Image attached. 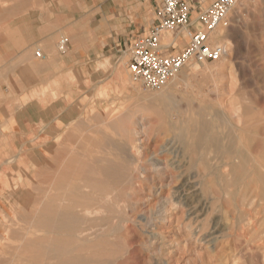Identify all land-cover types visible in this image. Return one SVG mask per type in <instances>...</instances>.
Here are the masks:
<instances>
[{"label": "rangeland", "instance_id": "rangeland-1", "mask_svg": "<svg viewBox=\"0 0 264 264\" xmlns=\"http://www.w3.org/2000/svg\"><path fill=\"white\" fill-rule=\"evenodd\" d=\"M28 17L34 38L19 49L16 41L28 31L20 20ZM158 19V0H0V264H264V200L253 206L255 225L245 223L233 206L243 182L231 185L222 176L211 139L209 148L194 149L187 123L192 112L203 106L209 113L220 100L227 110L264 104V0H239L221 23L214 35L228 45L221 62H192L180 71L183 81L148 91L129 70L130 48ZM63 36L66 54L58 47ZM187 42L181 36L171 51ZM218 65L224 74L214 71ZM162 90L171 100L148 111ZM227 113L214 128L224 144L229 134L240 141L242 126ZM112 116L122 117L121 132L106 121ZM253 121L263 124L264 113ZM105 136L113 147L100 142Z\"/></svg>", "mask_w": 264, "mask_h": 264}, {"label": "bare ground", "instance_id": "bare-ground-1", "mask_svg": "<svg viewBox=\"0 0 264 264\" xmlns=\"http://www.w3.org/2000/svg\"><path fill=\"white\" fill-rule=\"evenodd\" d=\"M239 2V1H238ZM195 15H193V19H195ZM219 29V28H218ZM218 29L216 30V31H218ZM213 32V34H212V36H213V39H214V35H216V33L217 32ZM222 33V32H221ZM171 36H172V34H171V32H167L166 34H164V36H163V41H162V45L163 46H167V44H168V42L170 41L169 39L171 38ZM186 37V36H185ZM178 40V42H179V40H180V37H179V35H178V38H177ZM75 43H76V45H77V49H82L83 48V45H82V37L79 35V36H76L75 37ZM184 41V40H183ZM165 42H167V43H165ZM225 46H226V49H227V51H228V45H227V43H225ZM231 46V45H230ZM230 46H229V49H230ZM223 60V59H222ZM221 60V61H222ZM220 60H219V62H221ZM199 63L200 62H198V63H196V65H193L194 66V68H196L197 66H199ZM201 63H205V62H201ZM216 63V62H215ZM125 65V64H124ZM188 66H191L190 64L188 65ZM198 68V67H197ZM124 70H125V67H120V69H119V72H118V74H119V77H120V80L122 81V80H124V76H123V72H124ZM214 71L216 72V73H218V74H224V72H225V68H224V66L223 65H218L215 69H214ZM213 71V72H214ZM183 72V71H182ZM181 72V73H182ZM181 73L179 72L175 77H174V79H173V82L174 81H176V80H182V77H180L181 76ZM117 74V75H118ZM183 81V80H182ZM185 89V88H184ZM233 89V88H232ZM231 89V90H232ZM166 91H168V90H166ZM245 91V90H244ZM239 92V91H238ZM241 92H242V90H241ZM240 92V93H241ZM173 93H175V92H173ZM231 93V92H230ZM239 93V94H240ZM156 96H158V97H156V98H158L157 100H155V101H153V103H150V104H147V107L149 106V107H154L156 104H155V102L156 101H159L160 103L162 102H166L167 100H171V97L169 96V95H167L166 93H164V90H162L161 91V93H159V95H156ZM236 96V95H235ZM148 98V97H147ZM153 98H155V97H153ZM227 98V97H226ZM235 98V97H234ZM255 99V98H254ZM258 101V100H257ZM158 102V103H159ZM169 102V101H168ZM195 103V102H194ZM219 106H217V108L215 107V108H212L210 111H209V113H210V115H211V117L210 118H208L207 117V115H209V113H207L208 112V110H207V108H203V106H202V108H199L198 110H196L195 112H192L191 114H190V116H189V121L187 122V123H189L190 124V126H189V131L190 130H192V134H193V140H194V145H195V147H194V145H192L191 143V145H192V147H194V149L195 148H197V147H204L205 145H206V143H207V139H211L212 141H211V143H208V144H210V146L212 147H214L215 149H214V151H216L217 152V154H218V156H219V158H221V159H223V165L221 166V164H220V166L222 167V169L220 168V172H221V174H223V173H225L228 177V179H229V181H230V183H231V185L233 184V185H235L234 184V182H237V181H242L243 182V186H242V188L243 189H241V191H239L240 190V186L241 185H239V190H238V188H237V195H236V197H235V201L233 202L234 203V205L233 206H235L238 210H239V213L241 214V218L242 217H244V219H245V223H247L248 225H255L254 224V221L256 220V219H254L253 220V218H254V216H253V206H255L256 204H255V202L257 203L258 201H262V200H264V137H257V134L259 135V134H262L263 136H264V123L263 124H261V123H256L255 121H253L255 118H257V116H259V114H262V113H264V104H261L260 103V101H258V102H256V105H255V107H252V108H245L244 109V107L242 108L241 106H233L232 108H228V110L226 109L227 108V106H225L224 105V102H223V100H220L219 102ZM236 104V103H235ZM173 105V104H172ZM171 105V106H172ZM234 105V104H233ZM139 106H141V105H139ZM145 106V105H144ZM157 106V105H156ZM170 106V107H171ZM148 107V108H149ZM159 107H162V105L161 106H159ZM137 108V107H136ZM257 109V112H253V110L254 109ZM143 109H144V107H143ZM146 109V108H145ZM164 110V109H163ZM148 111H151L150 110V108L148 109ZM186 111V110H185ZM191 111V110H190ZM256 111V110H255ZM133 112V111H132ZM135 112V111H134ZM147 112V111H146ZM160 112H161V110H160ZM183 112V111H182ZM227 112H229L230 113V116H232V117H235L236 119H237V122L239 123V122H242V126L239 128L241 131H240V138H238L237 137V139H240V141H235V137L233 136V134H229V136H228V141H227V144H224V142H225V140H224V142H223V140H222V142L223 143H221L220 142V137L218 136V134L214 131V128H215V125H219V123H221V122H224V117H223V113H227ZM131 113V112H130ZM101 114V113H100ZM162 114H163V112H162ZM161 113L159 114L160 116L162 115ZM182 114V113H181ZM180 114V115H181ZM228 114V113H227ZM229 115V114H228ZM100 116V115H99ZM163 116V115H162ZM226 116V115H225ZM93 117H94V115H93ZM140 118V117H139ZM150 118V117H149ZM157 118V117H156ZM185 118V117H184ZM227 118V117H226ZM259 118V117H258ZM147 119V118H146ZM159 118H157V120H158ZM93 120V119H92ZM109 120V122H110V124L111 125H113V127L114 126H116L117 127V129H118V131H122V127H121V123H122V121H123V119H122V117H118V116H112V117H110V118H107L106 119V121H108ZM145 120V119H144ZM166 120V119H165ZM188 120V119H187ZM259 120V119H258ZM84 121V120H83ZM105 121V120H104ZM147 121V120H146ZM167 121V120H166ZM161 122V121H160ZM163 122V121H162ZM71 123V122H70ZM92 123V122H91ZM153 123V122H152ZM75 124V123H74ZM73 124V125H74ZM180 124H181V122H180ZM83 125V124H82ZM86 125V124H85ZM92 125V124H91ZM105 125V124H104ZM96 126V125H95ZM183 126V125H182ZM63 127H65V126H63ZM76 127V126H75ZM81 127V126H80ZM103 127V126H102ZM101 127V128H102ZM184 127V126H183ZM72 128V127H71ZM191 128V129H190ZM234 128V127H233ZM64 129V128H63ZM183 129V128H182ZM181 129V130H182ZM218 129V128H217ZM252 129V131H254L253 133H256V134H254V135H249V133H248V131L249 130H251ZM109 130V129H108ZM54 131V130H53ZM123 131H126V129H123ZM225 131V130H224ZM62 132H63V130H62ZM67 132V131H66ZM82 132V131H81ZM81 132H80V134H81ZM181 132H184V131H181ZM234 132H235V130H234ZM41 133V132H40ZM57 133V132H56ZM65 133V132H64ZM79 133V132H78ZM126 132H123V136H124V134H125ZM132 133V132H131ZM137 133V132H136ZM70 134V133H69ZM188 134V133H187ZM50 135V134H49ZM59 136H60V134H58ZM94 135V134H93ZM120 135H122V134H120ZM126 135V134H125ZM56 136V135H55ZM97 136V135H96ZM182 136H184V134L182 133ZM186 136V135H185ZM238 136V135H237ZM33 137V136H32ZM125 137V136H124ZM37 138V137H36ZM58 138V137H57ZM66 138H68L66 135H63L62 137H60V141H63L64 142V139L66 140ZM88 138V137H87ZM116 139L118 138V137H115ZM119 138H121V137H119ZM126 138V137H125ZM191 138V137H190ZM221 138H222V136H221ZM59 139V138H58ZM58 139H56L55 141L57 142H59V140ZM79 139V138H78ZM86 139V138H85ZM116 139H114L115 141H116ZM124 139V138H123ZM100 140V142H102V143H105V144H107V146H109V147H111L112 146V140H111V138L109 137V136H105V139H103V138H101V139H99ZM126 140V139H125ZM131 140V139H130ZM137 140V139H136ZM89 141V140H88ZM119 141V140H118ZM121 141V140H120ZM132 141H135V140H133L132 139ZM48 142V141H47ZM126 142H127V140H126ZM185 142V141H184ZM183 142V143H184ZM190 142V141H189ZM193 142V141H192ZM125 144V142H122V144ZM45 144V143H44ZM59 144V143H58ZM129 144V143H128ZM41 145V144H40ZM83 145V144H82ZM94 145V144H93ZM130 145V144H129ZM136 145H137V143H136ZM184 145V144H183ZM190 145V146H191ZM63 146V145H62ZM126 146H128V145H126ZM131 146V145H130ZM138 146V145H137ZM190 146H188V147H190ZM210 146H208V147H206L205 146V149L206 148H209ZM47 147H48V144H47ZM55 147H56V144H55V142H50L49 143V148L53 151V150H55V152H56V150H58V148H56L55 149ZM84 147V146H83ZM113 147V146H112ZM118 147H120V145L118 146ZM136 147V146H135ZM187 147V148H188ZM73 148H75V146L73 147ZM138 148V147H137ZM185 148V147H184ZM201 148V149H202ZM77 149V148H76ZM110 149V148H109ZM114 149V148H113ZM124 149V148H123ZM190 149H193V148H190ZM213 149V148H212ZM73 150V149H72ZM78 150V149H77ZM79 150H81V149H79ZM89 150V149H88ZM99 150V149H98ZM101 150V149H100ZM121 150V149H120ZM202 150H204V149H202ZM87 151V150H86ZM102 152H103V150H101ZM110 151H111V149H110ZM125 151V150H124ZM190 151V150H189ZM189 151H188V153H189ZM205 151V150H204ZM113 152V151H112ZM115 152V151H114ZM118 152V151H117ZM192 152V151H191ZM197 153H198V149H197V151H196ZM200 152V151H199ZM202 152V151H201ZM213 151L211 150V153H212ZM91 153V152H90ZM100 153V152H99ZM104 153V152H103ZM116 153V152H115ZM114 153V154H115ZM137 153H138V151H137ZM208 153H210V152H208ZM75 154V153H74ZM78 154V153H77ZM98 154V153H97ZM109 154V153H108ZM116 154H119V153H116ZM201 154V153H200ZM205 154V153H204ZM217 154L215 153V155L217 156ZM94 155V154H93ZM93 155H92V157H93ZM107 155V154H106ZM112 155V154H111ZM124 155V154H123ZM140 155V154H139ZM190 155V154H189ZM213 155V154H212ZM73 156H75V155H73ZM85 157H86V155H84ZM105 156V155H104ZM110 156V155H109ZM113 156V155H112ZM134 156V155H133ZM100 157V156H99ZM114 157H116L115 155H114ZM123 158H124V156H122ZM209 157V156H208ZM46 158V157H45ZM88 158H90V157H88ZM117 158H118V156H117ZM203 158H205V156L203 157ZM48 159V158H47ZM81 159V158H80ZM110 159H111V157H110ZM109 159V160H110ZM112 159H114V158H112ZM49 160V159H48ZM84 160V159H83ZM105 160V159H104ZM198 160V159H197ZM47 161V160H46ZM202 161V160H201ZM213 161H216V159H214ZM212 161V162H213ZM86 162V161H85ZM111 162H113V161H111ZM115 162H117V161H115ZM199 163H200V160L198 161ZM197 162V163H198ZM210 162V161H209ZM218 162V161H217ZM222 162V161H221ZM81 163V162H80ZM98 163V162H97ZM101 163V162H100ZM106 163H109V162H106ZM119 163H121V162H119ZM192 162H190V164H191ZM202 163V162H201ZM103 164V163H102ZM123 164H124V162H123ZM134 164V163H133ZM136 164V163H135ZM196 163H194V165H195ZM215 165H216V163H214ZM89 165V164H88ZM140 165V164H139ZM193 165V166H194ZM218 165H219V163H218ZM217 165V166H218ZM49 166V165H48ZM85 166V165H84ZM113 166V165H112ZM121 165H119L118 167H117V169L120 167ZM137 166V165H136ZM210 166H211V164H210ZM91 167H92V165H91ZM122 167H123V165H122ZM124 167H126V166H124ZM157 167V166H156ZM213 167H214V165H213ZM50 168V167H49ZM98 168V167H97ZM100 168V167H99ZM114 168H116L115 166H114ZM168 168V167H167ZM218 168V167H217ZM217 168H215L216 169V171H217ZM101 169H103V167L101 168ZM105 169V168H104ZM116 169V170H117ZM141 169H143V168H141ZM141 169H140V171H141ZM165 169V168H164ZM170 169V168H169ZM177 169V168H176ZM210 169H212V168H210ZM209 169V170H210ZM214 169V170H215ZM99 170V169H98ZM122 170H123V168H122ZM171 170V169H170ZM178 170V169H177ZM213 170V171H214ZM29 171V170H28ZM108 171H110L109 169H108ZM119 171V170H118ZM139 171V172H140ZM142 171H145L144 169L142 170ZM208 171V170H207ZM117 172V171H116ZM115 172V173H116ZM125 172H126V170H125ZM172 172V171H171ZM182 172V171H181ZM180 172V173H181ZM202 172V171H201ZM223 172V173H222ZM118 173V172H117ZM144 173V172H143ZM142 173V174H143ZM166 173V172H165ZM176 173V172H175ZM179 173V172H178ZM216 173V172H215ZM218 173V172H217ZM72 174V173H71ZM141 174V173H140ZM145 174V173H144ZM206 174V173H205ZM213 174V173H212ZM219 174V173H218ZM180 175V174H179ZM28 176V175H27ZM100 176V175H99ZM108 176V175H107ZM118 176H120V175H118ZM151 176V175H150ZM171 176H173L172 174H171ZM178 176V175H177ZM210 176V175H209ZM214 176V175H213ZM222 176H224V174L222 175ZM222 176H219V180H220V178L222 177ZM70 177H72V176H70ZM83 177V176H82ZM132 177V176H131ZM134 177V176H133ZM132 177V178H133ZM215 177H218V176H215ZM225 177V176H224ZM29 178V177H28ZM97 178V177H96ZM105 178V177H104ZM131 178V179H132ZM145 178V177H144ZM176 178V177H175ZM190 178H191V175H190ZM192 178H195V177H193L192 176ZM191 178V179H192ZM227 178H224V179H226L227 180ZM82 179V178H81ZM88 179V178H87ZM92 179V178H91ZM90 179V180H91ZM99 179V178H98ZM190 179V180H191ZM217 179V178H216ZM222 179V178H221ZM107 180V179H106ZM122 180V179H121ZM188 180V179H187ZM207 180V179H206ZM206 180H205V182H206ZM79 181H80V179H79ZM84 182H85V180H83ZM88 181H89V179H88ZM196 181H198V180H196ZM210 181V180H209ZM214 181H216L215 179H214ZM218 181V180H217ZM223 181V180H222ZM68 182V181H67ZM91 182V181H90ZM99 182V181H98ZM101 182V181H100ZM184 182V181H183ZM199 182V181H198ZM241 182V183H242ZM32 183V182H31ZM75 183V182H74ZM222 183V182H221ZM240 183V182H239ZM80 184V183H79ZM102 184H104V183H102ZM195 183H193V185H194ZM216 184V183H215ZM219 184V183H218ZM237 184V183H236ZM88 185V184H87ZM98 185V184H97ZM185 185V184H184ZM192 185V186H193ZM198 185V184H197ZM197 185H195L196 187H197ZM230 185V186H231ZM12 186V185H11ZM38 186V185H37ZM89 186V185H88ZM95 186V185H94ZM105 186V185H104ZM191 186V185H190ZM202 186H205V184H203ZM208 186H210V185H207V187ZM217 186V185H216ZM238 186V185H237ZM29 187V186H28ZM91 188H92V186H90ZM95 187H97V186H95ZM102 187V186H101ZM195 187V188H196ZM211 187V186H210ZM221 186H220V184H219V188H220ZM229 187V186H228ZM227 187V188H228ZM73 188V187H72ZM90 188V189H91ZM107 188V187H106ZM105 188V189H106ZM203 188H205V187H203ZM226 188V187H225ZM51 189V188H50ZM81 189H82V187H81ZM88 189V188H87ZM90 189H89V191H90ZM212 189H213V186H212ZM54 190V189H53ZM52 190V191H53ZM72 190V189H71ZM77 190H80V189H77ZM185 190V189H184ZM183 190V191H184ZM203 191H204V189H202ZM208 191H209V187H208V189H207ZM217 190H218V188H217ZM236 190V189H235ZM24 191V190H23ZM60 191H62V190H60ZM67 191V190H66ZM81 191V190H80ZM92 191V190H91ZM108 191V190H107ZM179 191H181V190H179ZM187 191V190H186ZM211 191H213V190H211ZM215 191H216V189H215ZM227 191V190H226ZM225 190H224V192H226ZM55 192V191H54ZM58 192H59V190H58ZM71 192V191H70ZM72 192H73V190H72ZM92 192H94V191H92ZM182 192V191H181ZM214 192V191H213ZM34 193H36V192H34ZM73 193H75V192H73ZM83 193V192H82ZM85 193V192H84ZM83 193V194H84ZM87 193H88V190H87ZM95 193V192H94ZM100 193V192H99ZM216 193V192H215ZM235 194H236V192H234ZM20 194V193H19ZM66 194H68V192L66 193ZM79 194V193H78ZM101 194H103V193H101ZM107 194V193H106ZM182 194V193H181ZM213 194V193H212ZM221 194V193H220ZM57 195V194H56ZM85 195V194H84ZM95 195V194H94ZM183 195V194H182ZM205 195H206V193H205ZM204 194H203V196H205ZM14 196H16L17 197V195H14ZM45 196V195H44ZM65 196V195H64ZM96 196V195H95ZM99 196H101V198H102V195H99ZM109 196V195H108ZM184 196V195H183ZM212 196V195H211ZM231 196V195H230ZM47 197V196H46ZM86 197V196H85ZM90 197H92V196H90ZM213 197H216V196H213ZM219 197V196H218ZM3 198V197H2ZM12 198V197H11ZM18 198H19V196H18ZM49 198V197H48ZM55 198V197H54ZM72 198V197H71ZM98 198V197H97ZM100 198V197H99ZM110 198V197H109ZM65 199V198H64ZM63 199V200H64ZM68 199V198H67ZM208 199V198H207ZM210 199V198H209ZM211 199H214V198H211ZM217 199V198H216ZM221 198L219 197V200H220ZM231 199H233V198H231ZM23 200V199H22ZM69 200V199H68ZM74 200V199H73ZM100 200V199H99ZM98 200V201H99ZM225 200H226V198H225ZM229 200V199H228ZM18 201V200H17ZM76 201V200H75ZM102 201V200H101ZM209 201V200H208ZM214 201V200H213ZM223 201V200H222ZM10 202H11V200H10ZM68 202V201H67ZM71 202H72V200H71ZM87 202V201H86ZM85 202V203H86ZM17 203H19V202H17ZM16 203V204H17ZM53 203V202H52ZM84 203V202H83ZM109 203V202H108ZM114 203V202H113ZM22 204V203H21ZM65 204V203H64ZM111 204H112V201H111ZM117 204V203H116ZM232 204V203H231ZM8 205H10V203L8 204ZM107 205V204H106ZM263 205V204H262ZM20 206V205H19ZM84 206V205H83ZM98 206V205H97ZM112 206H114V205H112ZM117 206V205H116ZM17 207V206H16ZM99 208H100V206H98ZM118 207V206H117ZM235 207H233L234 209H235ZM11 208V207H10ZM33 208V207H32ZM95 208V207H94ZM101 208H102V206H101ZM14 209V208H13ZM68 209V208H67ZM85 209V208H84ZM91 209V208H90ZM93 209V208H92ZM106 209V208H105ZM109 209L110 208H108V211H109ZM53 210V209H52ZM55 210V209H54ZM69 210V209H68ZM13 211V210H12ZM15 211V210H14ZM73 211V210H72ZM49 212V211H48ZM63 212V211H62ZM99 212V211H98ZM60 213V212H59ZM67 213V212H66ZM84 213V212H83ZM100 213V212H99ZM107 213H110V212H107ZM51 215H52V213H50ZM68 214V213H67ZM72 214H74V212L72 213ZM76 214V213H75ZM78 214H80V212L78 213ZM90 214V213H89ZM102 214V213H101ZM106 214V213H105ZM36 215V214H35ZM38 215V214H37ZM77 215V214H76ZM85 215L86 214H84V218H86L85 217ZM91 215V214H90ZM92 215H94V214H92ZM99 215V214H98ZM261 215H262V213H261ZM49 216V215H48ZM58 216V215H57ZM80 216V215H79ZM256 216V215H255ZM259 216V215H258ZM36 217V216H35ZM47 217V216H46ZM68 217V216H67ZM80 217H82V216H80ZM101 217V216H100ZM235 217H237V216H235ZM261 217V216H260ZM33 218V217H32ZM59 218H60V216H59ZM78 218V217H77ZM88 218V217H87ZM234 218V217H233ZM238 218V217H237ZM240 218V217H239ZM257 218V217H256ZM61 219V218H60ZM66 218H64V220H65ZM91 219V218H90ZM89 219V220H90ZM94 219V218H93ZM124 219V218H123ZM88 220V221H89ZM241 220V219H240ZM70 220L68 219V222H69ZM72 221V220H71ZM123 221V220H122ZM121 221V222H122ZM127 221H128V219H127ZM126 221V222H127ZM35 222V221H34ZM45 222V221H44ZM61 222V221H60ZM64 221H62V223H63ZM129 222V221H128ZM9 223V222H8ZM38 223V222H37ZM36 223V224H37ZM65 223V222H64ZM123 223L124 222H122V225H123ZM244 223V224H245ZM26 224V223H25ZM38 224H40V223H38ZM49 224V223H48ZM67 224V223H66ZM80 224H82V223H80ZM125 224V223H124ZM128 224V223H127ZM260 224H261V221H260ZM234 225H235V223H234ZM30 226V225H29ZM61 226V225H60ZM124 226V225H123ZM7 227V226H6ZM27 227H28V225H27ZM71 227V226H70ZM70 227H69V229H70ZM85 227V226H84ZM83 227V228H84ZM125 227V226H124ZM123 227V228H124ZM232 227H234V226H232ZM38 228V227H37ZM52 228V227H51ZM73 228V227H72ZM235 228V227H234ZM241 228V227H240ZM239 228V229H240ZM43 229V228H42ZM37 230V229H36ZM41 230V229H40ZM59 230V229H58ZM61 230V229H60ZM71 230V229H70ZM77 230V229H76ZM235 230V229H234ZM243 231H242V234L243 235H245V233H246V230L243 228L242 229ZM25 231H26V229H25ZM30 231V230H29ZM38 231V230H37ZM35 232V231H34ZM45 232V231H44ZM59 232H61V231H59ZM100 232V231H99ZM238 232V231H237ZM30 233V232H29ZM36 233V235H37V232H35ZM42 232H39V234H41ZM83 233V232H82ZM98 233V232H97ZM96 233V234H97ZM235 233V232H234ZM239 233V232H238ZM26 234H28V233H26ZM38 234V235H39ZM74 234V233H73ZM240 234V233H239ZM33 235H35V234H33ZM47 235V234H46ZM46 235H41V236H46ZM52 235V234H51ZM56 235V234H55ZM59 235H61L60 233H59ZM67 235H69V234H67ZM27 236V235H26ZM32 236V235H31ZM40 236V235H39ZM63 236H65V235H63ZM82 236V235H81ZM93 236V235H92ZM96 236V235H95ZM248 236H251V235H248ZM247 236V237H248ZM77 237V236H76ZM99 237V236H98ZM246 237V238H247ZM30 238H32V237H30ZM61 238V237H60ZM82 238V237H81ZM91 238V237H90ZM79 239V238H78ZM85 239V238H84ZM84 239H81L82 241L84 240ZM92 239V238H91ZM244 239V238H243ZM86 240V239H85ZM13 241V240H12ZM17 241V240H16ZM24 241V240H23ZM0 242H2L3 243V241H0ZM85 242V241H84ZM248 242V241H247ZM51 243V242H50ZM57 243V242H56ZM55 243V244H56ZM59 243V242H58ZM77 243V242H76ZM76 243H74V244H76ZM14 244H16V243H14ZM51 244H53V243H51ZM84 244V243H83ZM13 245V244H12ZM22 245V244H21ZM26 245V244H25ZM54 245V244H53ZM59 245V244H58ZM62 245V244H61ZM81 245V244H80ZM248 245V244H247ZM1 246V245H0ZM28 246V245H27ZM44 246V245H43ZM47 246V245H46ZM63 246V245H62ZM258 246V245H257ZM73 247V246H72ZM71 247V248H72ZM259 248V247H258ZM45 249V248H44ZM49 249V248H48ZM47 249V250H48ZM46 250V249H45ZM53 250H55V249H53ZM259 250V249H258ZM52 251V250H51ZM71 251V250H70ZM73 254V253H72ZM75 254V253H74ZM22 255V254H21ZM80 255H82V254H80ZM10 256V255H9ZM8 256V257H9ZM17 256V255H16ZM19 256V255H18ZM17 256V257H18ZM22 257H25V256H23L22 255ZM27 257V256H26ZM85 257L87 258V256L85 255ZM84 257V258H85ZM0 259H1V257H0ZM27 260H28V258H27ZM60 260V259H59ZM53 261V260H52ZM56 261H57V259H56ZM56 261H54V263H56ZM72 261V260H71ZM75 261V260H74ZM67 262V261H66ZM65 262V263H66ZM76 262H78V261H76ZM79 262H82V261H79ZM85 262V261H84ZM35 263V262H34ZM51 263V262H50ZM49 263V264H50ZM63 263V262H62ZM51 264H53V263H51ZM58 264H59V262H58Z\"/></svg>", "mask_w": 264, "mask_h": 264}, {"label": "built area", "instance_id": "built-area-1", "mask_svg": "<svg viewBox=\"0 0 264 264\" xmlns=\"http://www.w3.org/2000/svg\"><path fill=\"white\" fill-rule=\"evenodd\" d=\"M239 0H215L209 8L193 19L188 0H158V21L149 31L134 40L130 48L129 70L134 80L148 91H157L168 85L181 70L192 62L219 61L227 53L224 43L213 39L221 23L229 16ZM171 32L167 46L163 36ZM185 35L188 42L180 50L171 51ZM59 51L66 54L69 38L63 36L58 43ZM43 58L42 50L36 51Z\"/></svg>", "mask_w": 264, "mask_h": 264}, {"label": "crops", "instance_id": "crops-1", "mask_svg": "<svg viewBox=\"0 0 264 264\" xmlns=\"http://www.w3.org/2000/svg\"><path fill=\"white\" fill-rule=\"evenodd\" d=\"M189 3L191 4L192 6V16L198 12L197 10L201 11L202 9H204L205 7H207L208 5L212 4V2L214 0H188ZM200 3L197 5V3ZM17 6H14L13 9H19V8H16ZM21 22V25L26 27L28 31H26V35L24 36V39H22L21 37L16 41V47H18L19 49L20 48H23L24 46V42H27V43H31L33 41V38H34V34H35V30H34V26L32 25V22L34 23V21L32 20V17H28V18H25V19H21L20 20ZM29 28H28V27ZM55 36L54 33L51 35V37ZM178 50V48L176 49ZM179 50H180V47H179ZM46 58V55L44 54V57L43 58H39V59H45Z\"/></svg>", "mask_w": 264, "mask_h": 264}]
</instances>
